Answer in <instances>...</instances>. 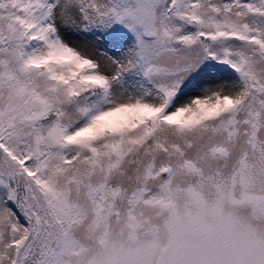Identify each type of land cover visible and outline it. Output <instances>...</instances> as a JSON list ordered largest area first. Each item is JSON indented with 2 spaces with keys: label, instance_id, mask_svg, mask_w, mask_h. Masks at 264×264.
Returning a JSON list of instances; mask_svg holds the SVG:
<instances>
[{
  "label": "snow or ice",
  "instance_id": "1",
  "mask_svg": "<svg viewBox=\"0 0 264 264\" xmlns=\"http://www.w3.org/2000/svg\"><path fill=\"white\" fill-rule=\"evenodd\" d=\"M0 264H264V0H0Z\"/></svg>",
  "mask_w": 264,
  "mask_h": 264
}]
</instances>
